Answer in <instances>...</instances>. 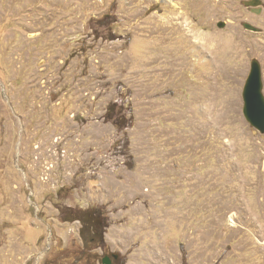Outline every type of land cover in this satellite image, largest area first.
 I'll use <instances>...</instances> for the list:
<instances>
[{
    "label": "rangeland",
    "instance_id": "rangeland-1",
    "mask_svg": "<svg viewBox=\"0 0 264 264\" xmlns=\"http://www.w3.org/2000/svg\"><path fill=\"white\" fill-rule=\"evenodd\" d=\"M244 1L0 0V264H264Z\"/></svg>",
    "mask_w": 264,
    "mask_h": 264
},
{
    "label": "water",
    "instance_id": "water-1",
    "mask_svg": "<svg viewBox=\"0 0 264 264\" xmlns=\"http://www.w3.org/2000/svg\"><path fill=\"white\" fill-rule=\"evenodd\" d=\"M244 3L247 6H259L262 4V0H245ZM255 13L261 12V7L252 8ZM220 27L225 26V22L219 23ZM244 26L248 29L257 30V28L249 22H245ZM263 69L261 63L257 59H253L251 62L250 72L243 88V112L246 119L264 133V93H263ZM114 258L118 257V254L113 255ZM103 264H112V258L105 256L103 258Z\"/></svg>",
    "mask_w": 264,
    "mask_h": 264
},
{
    "label": "trees",
    "instance_id": "trees-1",
    "mask_svg": "<svg viewBox=\"0 0 264 264\" xmlns=\"http://www.w3.org/2000/svg\"><path fill=\"white\" fill-rule=\"evenodd\" d=\"M64 219L81 221L80 234L85 246L92 243L100 246L106 244L105 233L110 224V219L101 207L73 208L69 206L64 212Z\"/></svg>",
    "mask_w": 264,
    "mask_h": 264
},
{
    "label": "bare ground",
    "instance_id": "bare-ground-1",
    "mask_svg": "<svg viewBox=\"0 0 264 264\" xmlns=\"http://www.w3.org/2000/svg\"><path fill=\"white\" fill-rule=\"evenodd\" d=\"M221 60V59H220ZM213 63V62H212ZM217 63V62H216ZM216 66V65H215ZM215 68V67H214ZM219 70H220V67L218 66ZM218 70V69H217ZM220 72V71H219ZM222 76V75H221ZM222 78V77H221ZM201 112V111H200ZM194 120V119H193ZM73 133V132H72ZM60 139V138H59ZM58 140V139H57ZM58 142V141H57ZM233 149V148H232ZM218 176V175H216ZM219 182V181H218Z\"/></svg>",
    "mask_w": 264,
    "mask_h": 264
}]
</instances>
